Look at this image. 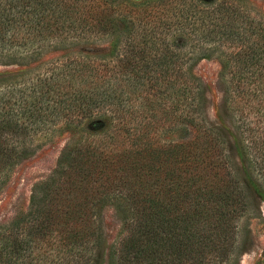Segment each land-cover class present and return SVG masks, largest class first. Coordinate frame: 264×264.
<instances>
[{
    "label": "trees",
    "instance_id": "16d2710c",
    "mask_svg": "<svg viewBox=\"0 0 264 264\" xmlns=\"http://www.w3.org/2000/svg\"><path fill=\"white\" fill-rule=\"evenodd\" d=\"M132 1L0 0V63L15 67L0 74V186L28 139L78 136L30 209L0 227V264H98L107 204L124 219L108 264H235L240 223L259 210L227 146L239 133L264 148V19L244 0ZM93 39L111 43L96 52ZM45 48L62 54L42 68ZM199 53L232 75L230 128L207 124L189 66Z\"/></svg>",
    "mask_w": 264,
    "mask_h": 264
},
{
    "label": "rangeland",
    "instance_id": "374dc122",
    "mask_svg": "<svg viewBox=\"0 0 264 264\" xmlns=\"http://www.w3.org/2000/svg\"><path fill=\"white\" fill-rule=\"evenodd\" d=\"M118 1V3H121L123 0ZM154 2L155 0H134L133 3L138 11H143L153 7ZM243 2L253 16L258 19H264V0H244ZM119 13L121 12L118 10L117 14ZM188 35L180 34L176 38L178 43L184 44L188 49L190 46L194 47L196 45L199 48H203L202 43L197 41L200 39V35H190L191 37ZM92 41L89 47L96 52L106 50L111 43L110 39H104L103 41L93 39ZM80 44L71 45L67 49L76 48L75 46L79 50L83 49V46L78 47ZM61 54V50L43 49L41 67L45 68L49 59L56 58ZM201 54L199 53L196 59L189 63V66H191L193 74L202 82L205 90L204 112L207 124L216 126L219 122L217 115H219L227 127L230 128L232 126V120L230 119L232 117L231 105L226 100L231 97L228 82H230L232 75L229 70L224 68L221 58L215 56L203 60ZM13 70H15V67L3 66L0 63V74H6ZM233 122H235L234 119ZM57 132L35 135L21 145V150L25 148L26 152L22 153L15 161L0 186V227L12 223L30 209L35 189L49 182L59 169V161L67 142L78 138L77 134L73 132ZM235 136L236 145L229 144L227 150L231 154L233 153L232 155L238 168L246 169V172H250L252 181L255 182L253 194L256 208L259 210V216L254 218L253 216H256V214H253L250 219L245 218L240 223V233L237 242L239 253L235 254L237 260L235 261L234 259V262L235 264H264V175H262L264 174V169L262 172L260 169L264 162L259 157V153L264 148L261 145L252 144L251 149L247 150L246 144L242 142L243 139H240L239 133H236ZM194 137H196L195 134L191 132L190 139L193 140ZM241 154L244 157L239 158L238 155L240 156ZM250 154L256 156V159H254L257 164L254 165L250 162ZM96 215L97 224L103 230V243L101 248L97 250L96 257L98 264H108L110 247L117 240L123 229L124 219L117 206L112 204L103 205L97 210Z\"/></svg>",
    "mask_w": 264,
    "mask_h": 264
}]
</instances>
